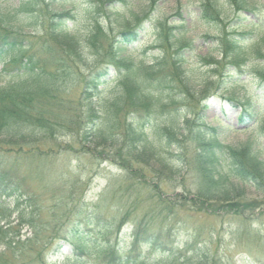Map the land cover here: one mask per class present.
Wrapping results in <instances>:
<instances>
[{"label": "rangeland", "instance_id": "1", "mask_svg": "<svg viewBox=\"0 0 264 264\" xmlns=\"http://www.w3.org/2000/svg\"><path fill=\"white\" fill-rule=\"evenodd\" d=\"M56 1L58 8L50 3L55 0H47V5L40 0L37 6L22 11L18 10V0H0V10L15 20L13 25L23 29L26 45L0 65V91L30 93L35 86L32 79L10 62L13 58L34 59L39 70L52 77L58 88L40 98V103L28 107V112L31 111L28 120L32 124L22 130V136H26L24 141L5 142L6 138L0 137V147L21 149V155L13 158L19 165L18 177L24 195L20 209L29 205L25 197L35 205L28 213L32 209L38 211L36 241L49 247L52 243H59L77 222L81 223L92 213L99 217L100 223L105 221L109 227L99 233V241L119 244L120 253L126 255L128 264H198L201 261L205 264H264V193L240 185L245 193V203L253 204L245 213L228 206L211 204L207 207L192 201L195 195L210 190L199 178L195 167L199 138L196 132L189 134L190 126L195 128L200 123L197 121L198 110L193 111L189 119L187 137L181 138L175 152L168 155L174 174L158 179L155 175L147 182L148 186L141 184L140 178L147 174V169L133 161L123 148L90 147L83 139L87 119L90 113L94 115L91 109L99 110V104L108 100L117 87L116 71L112 68L106 71L105 68L109 63L108 55L115 47L116 36L121 31L119 16L125 17L128 9L137 11L147 5L152 8L150 15L154 21L155 17L168 18L169 24L176 27L180 20L174 15L180 12L190 30L186 37L193 38L195 51L205 55L213 42L206 44L203 38L218 37L221 31L229 33L230 27L239 23L237 11L227 7L221 16L222 24L208 25L198 18V0H127L117 14L101 20L102 29L98 33H95L96 24L85 17L63 21L67 33L81 43L82 48L75 52L66 42L52 39L46 27L54 14L77 11L83 0ZM261 1L264 4V0ZM93 33L94 38L90 37ZM120 47L123 50L119 53L121 57L134 60L141 57L146 65L162 54L172 52L151 31L136 43L123 41ZM97 72H106L100 81L104 86L93 89L89 100L84 85L87 78ZM249 91L250 84H246L227 93L211 92L213 97L207 102V116L202 124L217 128L219 139L226 145H242L254 139L258 129L264 126L263 95L255 102L259 109L256 125L250 130L236 127L239 111L235 112L226 97L234 94L247 101ZM216 117L220 122L215 120ZM37 120L39 125L33 122ZM226 124L235 130H228ZM260 144H263L260 153L264 160V141L260 140ZM23 150L26 153L22 154ZM129 167L131 169L126 170ZM151 175L142 178L145 181V177L150 179ZM154 187H158V191L155 192ZM15 200V197L8 200L12 209ZM242 203L241 208L245 205ZM139 225L146 226L142 228L146 232L160 234V239L151 246L143 240L132 245L131 238L125 239V236H131ZM89 231L93 234L99 232L96 225H92ZM21 236L24 241L33 238V232L25 227ZM46 252L47 264H67L65 257L69 252L66 247L47 249ZM79 261L108 264L106 258L82 256Z\"/></svg>", "mask_w": 264, "mask_h": 264}, {"label": "trees", "instance_id": "2", "mask_svg": "<svg viewBox=\"0 0 264 264\" xmlns=\"http://www.w3.org/2000/svg\"><path fill=\"white\" fill-rule=\"evenodd\" d=\"M39 1L18 0V10L35 7ZM46 1L44 4L47 5ZM198 1V18L208 25L222 24L221 16L228 10L227 7L236 10L239 17V23L230 27L229 33L223 34L221 31L218 37L203 38L206 44L213 42L205 55L198 54L193 47L195 40L186 37L190 30L180 12L174 15L180 20L176 27L169 24L168 18L163 20L155 17L157 22L154 21L150 15L152 8L147 5L137 11L128 9L125 17L119 16L121 31L116 36L115 47L108 55L109 63L105 68L106 71L108 68L116 71L117 87L108 100L99 104V110L95 107L91 109L94 115L90 113L87 119L83 139L90 147L109 145L123 148L133 161L147 169L146 175L152 174L150 179L145 177V181L142 177L146 175L140 176L142 180L139 178L141 184L148 186L147 182L155 175L158 179L159 176L162 178L168 174L172 177L174 174L168 155L175 152L181 138L187 137L189 119L193 111L198 110L197 121L200 123L195 128L190 126L189 134L196 132L199 138L195 167L199 178L210 190L195 195L192 201L207 207L211 204L228 206L245 213L253 204L245 203V193L240 185L253 187L256 193H264V160L260 153V149H263L260 140L264 141V126L258 129L254 139L242 145L229 146L219 139L217 128L206 127L202 123L207 116V102L213 97L212 91L227 93L232 88L250 84L247 101L238 99L234 94L227 96L226 100L236 109L235 112L239 111L236 127L243 126L250 130L256 125L259 109L255 102L264 95V4L261 0ZM82 2L78 9L80 11L56 13L49 23L46 22L48 28L45 26L52 39L66 42L75 52L82 48L81 43L67 33L62 22L82 16L96 24L95 33H98L102 29L101 20L117 14L127 0ZM50 3L58 8L56 0ZM14 23L15 20L9 14L0 10V65H4L14 51L23 50L26 46L23 29ZM149 31L162 39L172 52L162 54L149 65L143 64L141 57L134 60L120 56L123 41L136 43ZM25 59L13 58L10 62L17 65L24 76L33 80L35 86L30 89V93L0 91V137H5V142L25 140L22 130L29 123L32 124L28 120L31 113L28 107L30 109L32 105L40 103V98L56 89L53 78L39 70L34 59ZM105 73L97 72L87 78L84 85L87 99H91L93 89L104 86V82L100 81ZM215 120L220 122L217 117ZM33 122L40 124L39 120ZM226 127L235 130L232 125L226 124ZM19 151L21 149L0 147V264H47L46 250H62L64 247L69 252V256L65 257L67 264H84L79 261L82 256L106 258L108 264H128L126 255L120 253L119 244L111 245L109 241L102 244L99 241V233L109 227L105 221L100 223L99 217L92 213L81 223L77 222L59 243H52L49 247L36 241L38 233L35 221L39 219L38 211L32 209L28 213L35 206L29 197L24 198L29 205L20 209L24 195L19 183V165L13 160L21 155ZM24 153L26 151L23 150ZM154 189L158 191V187ZM11 197L16 198L13 209L8 201ZM159 199L162 197L159 196ZM242 202L245 203L243 208ZM14 216H17L16 219H12ZM92 225H96L98 234L89 231ZM25 227L32 230L33 238L22 241L21 231ZM145 227L137 226L131 236H125V239L131 238L134 246L140 240L149 246L155 244L160 234L146 232L142 229ZM198 264L205 263L201 261Z\"/></svg>", "mask_w": 264, "mask_h": 264}]
</instances>
